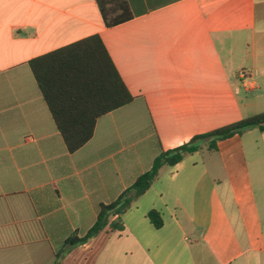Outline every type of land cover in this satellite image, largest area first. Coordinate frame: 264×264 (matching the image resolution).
I'll return each instance as SVG.
<instances>
[{"label": "crops", "instance_id": "0c3cea01", "mask_svg": "<svg viewBox=\"0 0 264 264\" xmlns=\"http://www.w3.org/2000/svg\"><path fill=\"white\" fill-rule=\"evenodd\" d=\"M94 35L133 100L69 153L29 62ZM263 112L264 0H0V264H264L258 128L201 142L121 231L61 254L158 154Z\"/></svg>", "mask_w": 264, "mask_h": 264}, {"label": "trees", "instance_id": "16d2710c", "mask_svg": "<svg viewBox=\"0 0 264 264\" xmlns=\"http://www.w3.org/2000/svg\"><path fill=\"white\" fill-rule=\"evenodd\" d=\"M29 68L69 153L77 151L92 138L96 121L101 116L133 100L96 35L37 57L29 62ZM253 128L264 131V112L195 136L187 143L161 152L154 158L150 169L138 176L115 201L99 206L93 225L83 236L73 234L64 241L61 254L87 243L107 227L121 231L122 216L150 189L161 169L173 168L197 152L201 142L207 140L214 146L217 141ZM147 218L155 229L163 226L159 212L151 210ZM58 257L54 264H59Z\"/></svg>", "mask_w": 264, "mask_h": 264}, {"label": "built area", "instance_id": "2783aa9c", "mask_svg": "<svg viewBox=\"0 0 264 264\" xmlns=\"http://www.w3.org/2000/svg\"><path fill=\"white\" fill-rule=\"evenodd\" d=\"M240 77H244V72L239 73Z\"/></svg>", "mask_w": 264, "mask_h": 264}]
</instances>
